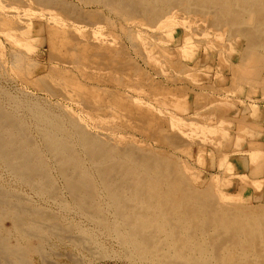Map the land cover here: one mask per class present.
<instances>
[{"label":"bare ground","instance_id":"obj_1","mask_svg":"<svg viewBox=\"0 0 264 264\" xmlns=\"http://www.w3.org/2000/svg\"><path fill=\"white\" fill-rule=\"evenodd\" d=\"M103 11H107V15L112 12L118 21L128 24L127 27L118 25L119 32L142 64L151 67L155 74L164 73L163 68L169 65L177 72V77H172L175 80L170 78V81L182 82L178 85L168 80L169 86L160 84L159 80L152 81L146 70L130 57L126 44L114 39L110 29V33L103 30L101 22L107 20L116 31V22ZM34 18L46 20L45 24L39 23L38 31L47 41L50 65L45 73L22 81L25 85H37L44 100L51 103L45 108L34 102L27 110L35 125L36 137L53 160L54 170L51 168L55 174L45 164L25 121L1 105L0 168L38 197L47 195L55 200L69 196L83 218L111 232L126 252L128 261L135 264H264V189H261L263 180L259 179L264 174V151L261 149L264 125H259L254 134L262 141L248 142L247 150L242 144L233 149L230 127L232 122L239 121L244 129L249 125L246 115L238 111L237 117L231 116L235 119L227 116L229 122L224 121L223 125H207L211 113L202 104L204 93L201 90L211 86L204 82L192 87V82L197 80L193 67L199 61L195 59L185 64L184 47L179 44L174 43L169 49L160 48V34H157L174 24L179 25L185 30L184 42L188 37L197 36L207 49H213L223 70L231 75L229 89L263 90L264 0H0V36L11 50L7 53L0 41V72L8 73L16 80L21 81V63L26 66L31 62L25 55L24 32L20 31H24L26 25L29 27ZM57 44L67 49L59 48L60 53L51 51ZM91 57L101 61L95 62L103 67L99 71H107L103 74L104 80L98 76L96 81L104 82L102 87L89 89L87 84L75 79L70 83L75 90L67 89L69 85L63 82L70 79L63 72H71L72 68L74 71L79 64L84 69V62H89ZM126 65L128 69L132 67L134 74L126 75L127 69L122 68ZM87 70H83L84 73ZM90 70L95 75L92 66ZM21 76L24 79V75ZM48 76H60L63 82H60L62 79L47 81ZM188 84L198 89L191 92L195 102L191 114L195 119H207V124L187 118L188 110L173 116L160 108L167 102L165 96L158 98L160 94L167 89L191 88ZM76 85L83 89H77ZM177 101L167 105L181 108ZM239 104L241 109L249 106V117L264 115V110L255 101ZM238 138H234L233 144ZM206 143L216 147L223 143L218 169L222 165L219 162L229 161L227 155L233 157L232 153H237L238 166L250 173L238 175L241 184L237 185L236 192L223 191V186L226 189L232 187L233 180H223L216 174L202 176L201 171L194 173L196 170L189 160L174 152L180 148L183 153L182 146L196 144L203 154L199 146ZM229 163L236 166L235 162ZM34 203L0 180V264H30L26 256L31 252L45 261L41 247H29L27 240H40L42 234L56 235L60 239L59 236L71 231L70 224L62 223L50 209ZM4 221L9 222V227L4 226ZM77 240L74 239L73 245L90 255L96 253L94 248L87 246V239L85 242L84 239L82 242Z\"/></svg>","mask_w":264,"mask_h":264},{"label":"rangeland","instance_id":"obj_2","mask_svg":"<svg viewBox=\"0 0 264 264\" xmlns=\"http://www.w3.org/2000/svg\"><path fill=\"white\" fill-rule=\"evenodd\" d=\"M55 12L59 14V12H57V11H55ZM103 14L107 15V11H105V12L103 11ZM108 15H109L108 18H110L112 22H116L115 25H114V27H116L115 28L116 31L113 30L114 28H112L113 27L112 23H109L110 21L106 22L107 20L105 21L106 24H105L104 21L101 22L102 24L100 23L101 26L103 25L102 26L104 28L103 30L106 31L107 33L111 30L110 32H111V35L113 36L114 39L118 38L117 40L120 43H124V44H126L127 48L128 47L130 48V45H128L129 43L126 41L124 36H122V33L119 32V27L120 26L127 27L128 24H125L124 22L118 21L116 15L113 14L112 12H111V14L109 13ZM41 20L34 18L33 19L34 22L32 21V23H30L29 27H27L28 25H26V28H24L25 30L24 31L23 30L20 31V32H24L25 40L27 41V45L25 47V52L26 51L27 52L25 53V55L31 60V62L29 64H27L28 66L27 65L24 66L25 63L23 62V63H21V66L19 67V73L21 72V75H24V79H22L23 76L20 75L21 81L19 79L16 80L14 77H12V75H10L8 73L6 74V73H1L0 72V74H1V76H0V105L4 109H6L7 111L13 113L15 116L17 115L16 117L19 118L20 120H22L23 122L25 121L24 123L26 125H28V128H29V131L31 133V136L34 138V141H35L36 145L38 146L37 148L40 150V152L42 154V157H43V160H44L45 164L46 165L48 164L47 165L48 169L52 171V168L54 170V164L52 163L53 160H52L50 154L45 150L44 145L41 142V140L36 137L35 128H34L35 125L33 124L32 120H31V118L29 116V112L27 110L28 107L31 105V103H34V102H38L41 106H44L45 108H48V105L50 106L51 103H49L50 101H48V100H44L45 98L43 96V93L42 92L39 93V91L37 90L39 88H37L38 86L36 84H35L36 86H34V85H30L29 86V85H25L26 83L24 84V81H22V80H31L35 76H39V75L43 74V72L45 73L46 70H47L46 68H48V66L50 65V60H49V57H48L49 56V53H48L49 49H48L47 44H45L47 41H46V39H44V37H40L41 34L38 31V29H39L38 26H40L39 23L45 24V22H46L45 18H43ZM118 23H120V24H118ZM110 24H111V26H110ZM118 25H120V26L118 27ZM177 26H176V24H174V26H172L173 28L171 27L172 29L171 28H168V29L166 28L165 30L157 33L158 35L160 34L159 38H158L159 42L160 41L162 42V44H161V42L158 43V44L161 45V46L159 45V47L163 48V49L164 48L165 49H169V48H171V46L174 43L179 44L180 47L181 46L184 47L183 48V52H184L185 55H183L184 59H183V57H182V59H183V62L185 61L184 62L185 64L186 63L187 64L192 63L195 59H197V61H199L197 66L193 67V68H196L194 70V72H195V78H197V80H195L196 81L195 82L192 79H190V80L188 79V81H190V82L193 81L192 82L193 86L190 85V84H188V86L194 87V84H196V83H204V82L209 83V85L211 86L210 89L209 88L205 89V90L202 89L201 92L204 93V98L202 100V104L207 107V109L210 111L211 115L208 117L209 121L207 119L205 120L204 118L201 119L202 120L201 121L199 118L195 119L193 117V115L191 114V112H192L191 106L195 105V102H194V99H192V97H191L192 94H193L191 92H194L195 90L198 91V89H193L192 87L191 88L188 87V88H185V89H167V92H164V93L160 94V96L157 94V96H159L158 97L159 99H161V98H163L165 96V100H167L165 105H167V103H171L172 101H173V103H176V101L178 100L177 103L181 104V106H182L181 108L177 107L178 109L177 108L174 109V108H172V107H170L168 105L167 106L160 105L161 110L162 111H168L169 114H171L173 116H179L183 110H188V114L189 115L187 114L186 117L189 118L190 120H194V121H196L199 124H207V121H208L207 125H214V126H216V124L217 125L218 124L219 125L220 124L223 125V122L224 121L226 122L228 120V118L235 119L234 117L232 118L231 116L234 114V116L237 117L236 113H238V111L239 112L242 111L244 113V115H246V120L248 121L250 126L248 125L249 127L245 126L244 129L243 128L241 129L242 126L239 124V121L237 123L236 122H232V125L230 127V132L232 134L231 135V137H232L231 138L232 139V143L231 144H232L233 149L235 147L239 146L240 144H242L243 149L247 150L248 142H252V141L253 142L257 141L258 142V140L262 141V138H260L258 136L254 137V134L258 130L257 128H258L259 125L260 126L264 125V115L261 114V115L257 116V114H255L256 116L253 115L252 117H249V106L246 107L245 109L244 108L241 109L242 105L239 104V103L242 102V101H244L246 103H251L252 101H255V102H257V104H259L261 109L264 110V100H260V99H264V89L263 90L262 89H246V87H243L244 89H241V90L240 89H229V88H231V87H229L230 86V82H231V80H230L231 75L226 70H223V65H221V63L219 64V62L217 61V58H216V55H215V52L213 51V49H207L201 42H199L197 36H194L195 38L191 37L192 40L188 37L187 38L188 42L187 41H186L187 43L184 42L183 41V38H184L183 37L184 36L183 32L185 30H184V28L180 27L179 25H177ZM23 27H24V25H23ZM147 31L148 30L145 29V32H147ZM164 31L165 32L168 31V32L165 33ZM162 32H164V33H162ZM117 34H118L119 37H116ZM1 37L2 36H0V41L3 43L4 48L7 51V53L10 54V51H11L10 50V46H8L6 41H4V38L2 37L3 38L2 39ZM176 37H178V38L176 39ZM183 42L185 43L184 45H182ZM148 44H150V43L148 42ZM196 44H198V45H196ZM59 45L60 44H57L56 47H55L56 49L52 48L51 51L58 52L59 50H63V48H65V47H62L61 45L60 46ZM129 48H128L127 51L131 55L130 57H132L135 61H137V63L140 65V67L144 71L146 70L145 72H147L148 75L152 77L151 78L152 81L155 82L156 80L157 81L159 80L158 82L160 84L163 82L164 85L166 84V85H169V86H170L171 83H173V84L177 83L179 85V83L182 82L181 80L180 81L179 80L178 81H170V78H172V77L176 78L177 77L176 76L177 72L173 71L170 68L169 65H167V66L165 65V67L163 68V72L165 74L164 73H158V74L156 73L157 74L156 75L154 72H152L153 69L151 67H148V66L142 64L141 61H140L141 59H139V56H137L135 54L136 55V57H135V55L133 54L132 50L131 49L129 50ZM196 48H198V49H196ZM65 49H67V47ZM100 50H103V49H100ZM205 52H207L206 53L207 56L205 55ZM221 52L225 53V50L224 51L222 50ZM59 53H60V51H59ZM91 59L93 61V65H91L92 64ZM98 61H99L98 59H96V61H95L94 57L93 58L91 57L89 62L88 61L84 62V64L86 63L85 64L86 67H84V69L82 67H80L81 64H79V67L74 68V71H73V68L71 66H69L70 67L69 68L70 71H71V68H72V71H71L72 75H71V72H69V71L68 72H63V73L66 74V76L68 75L67 78H69L71 80V81L67 80L69 82H67L65 80L63 82V79L60 76L57 77V78H55V76H51V77H54L55 79H53V78L51 79V77L48 76L47 77V81L49 80V81L53 82V80H55V81L58 82V81H60L62 79L60 82L66 83V86L69 85V86H67V89H69V90H75L74 89L75 87L73 85L70 86V83L71 82H75V79L78 82L80 81L81 83L83 82V84H87L86 86L89 87V89H95V87H100L101 88L104 82L102 84H100L101 82H99V81L96 82V81L98 80V76L102 77V79L104 80L105 76L103 74H105L107 71H104V73H103V71H99V69H101L103 67H101V66L99 67L95 63V62H98ZM234 61H236V59ZM87 62H88V65H87ZM99 62H101V61H99ZM84 64H83V66H84ZM100 65H101V63H100ZM91 66H92V71L94 70V73H95L96 77H94L95 75L92 74L93 72H91V70H90ZM221 66H222V68H221ZM124 67H127V68H124ZM79 68H80V71H78ZM85 68L86 69L88 68L89 71L87 70L86 72H89V74L86 73V72L84 73V71L86 70ZM94 68H98V70L94 69ZM122 68L124 70L127 69L126 70V75L131 74V73L134 74V71L132 70V67L130 68L131 70L128 69L129 66H127V65L126 66H122ZM149 68H151V69H149ZM95 70H97L98 74L96 73ZM131 71H133V72H131ZM77 72H78V74H80V72H81V75H79L80 77L77 76L78 75ZM174 73H175V75H174ZM87 74L89 75L88 76L89 78L87 77ZM110 74H112V73H110ZM110 74L108 72L109 76H111ZM101 75H103V76H101ZM7 76H8V79H7ZM167 76H169L168 77L169 79H167ZM163 77H164V79H163ZM58 78H60V79H58ZM174 78H172V79H174ZM188 78H192V77H188ZM88 81H90V82H88ZM108 82L110 83V81H108ZM165 82H167V83H165ZM92 84H94V85H92ZM105 84H108V83H105ZM185 84H182V86H185ZM1 86H2L3 89L1 88ZM31 86H33V87H31ZM91 86H93L94 88H92ZM34 87H36V88H34ZM76 87H78L77 89H83L82 87H80V85H76ZM225 88H227V89H225ZM21 89L22 90L24 89V90L22 91ZM232 90H234V91H232ZM4 91H6V92H4ZM169 94H170L171 97L169 96ZM33 95H34V97H33ZM8 96H9L10 99L7 98ZM12 97H13V100L11 101ZM215 97H217V98H215ZM223 98H225V99L227 98V99L225 100ZM209 99H211V100L215 99L216 101L215 100L214 101H211V100L209 101ZM219 99H220V101H219ZM2 100H3L4 103L2 102ZM223 100H224V102H223ZM227 100H229V101L227 103H225ZM197 106H202V105H197ZM218 106H220V109H218L219 108ZM226 109H228V111H226ZM52 110L54 111L55 108H52ZM178 111L180 113H178ZM55 112H56V110H55ZM227 112H229V113H227ZM82 115H86V114L84 112H82ZM227 116H230V117L227 118ZM224 117L227 118V119H224ZM220 118H221V120H220ZM227 122H229V121H227ZM228 126H229V124H228ZM236 126H238V127H236ZM66 127H67L68 130L70 129L68 122L66 123ZM251 127H253V129ZM259 132L262 133V131H259ZM238 137L240 138V141H239ZM250 137H252V139ZM234 138H236V139L238 138V142L235 141L236 143L233 144ZM38 140H39V142H38ZM73 142H75V141L73 140ZM199 148H201V150L203 151L204 156H201L203 154H202L201 151H198V147H197L196 144H186L185 147L182 146V148H181L182 152H183V150H185L183 153H181L180 148L176 149L174 152H176V153L178 152L177 155L183 157V159L189 160L190 166L194 167V171L196 170L194 173H196L198 171H201L202 172V176H208L209 177L211 174H216V175H218L217 177H219V178H221L223 180L224 179L233 180L232 187H230V188L228 187L229 189L228 188L226 189L223 186V191L226 192V193H227V191L230 192V193L236 192L238 187H239L237 185L241 184V181L239 179L240 176H238V175L241 174V172H244V173H242V175H249L250 174L247 171V169H242V168H240L238 166L239 162L236 159L237 153H232L233 157H231L230 155H227V157L230 158V159H228L229 161L227 163L222 162V161L219 162V164L220 165L222 164V165H221V168L218 169L217 162L220 161V159L218 160V156H219V153L223 154V151H224L223 150V143H222V146H220V147H216L214 144H207L206 143L205 146H201L200 145ZM261 149L264 151V145L261 146ZM177 150H179V151H177ZM186 150H188V151H186ZM225 151H226L225 153H228V151L226 149H225ZM212 153H213V155H212ZM188 154H190L192 157L190 156V158H189ZM245 154L248 155L249 153L248 154L245 153ZM198 159H202V161L201 160L198 161ZM230 161L231 162H235L236 166L233 165V163L232 164L229 163ZM224 166H226V167H224ZM225 169H227V170H225ZM224 171H225V173H224ZM227 172H229V173H227ZM52 174L54 175L55 172L52 171ZM259 179L263 180L261 189H264V174H262ZM0 180L7 187H10L11 190L15 191L16 193H18V194H20V195H22L24 197L26 196L33 203L35 202L34 205L39 206L41 208H45V209L48 208L47 209L48 211L51 210L50 212H52L54 215H56L57 218H59L62 223H63V221L64 222L66 221V223L70 224L71 231H69V233L64 235L66 238L64 236H62L63 238L61 236H59L60 237V239H59L58 236H56V235L55 236H53V235L51 236V235L42 234L41 235L42 238L40 240L39 239H35V238L28 239L26 244L29 247H34V246H38L39 245V247H41L40 248L41 251H43V253H45V255H44L45 261H43V259H41L40 256L37 255L36 253L31 252L32 254L31 253L27 254L26 258L29 260L30 264H44L46 261H49V262L48 263L46 262L45 264H132L133 263L132 261H128L129 259L126 258L127 257L126 256V252L124 250H122V248L118 245L117 241L114 239L113 234L111 232H109L108 230H105L106 228L104 226L99 225V224L96 225L97 224L96 222L83 218V216L78 212L79 210H77V208L73 205V203L70 200L69 196L67 197V195H63V196H61V199H59V198L57 199L56 198L55 200L49 199L47 197V195H44L43 197H38L37 195H34L35 193L30 191L29 189H27L25 187H22L21 185L16 183L15 180L10 178L1 168H0ZM19 189H20V191H19ZM64 202H66V203H64ZM67 206H69V207H67ZM80 216H82V217H80ZM62 218H65V219L62 220ZM89 222H90V224H89ZM9 225L10 224H9L8 221H4V226L5 227H9ZM83 227H84V229H83ZM78 228H81L82 230L78 229ZM101 230H103V231H101ZM84 232H85V234H84ZM88 235H90V236L88 237ZM73 236H74V238H73ZM70 237H72V238H70ZM75 237L77 239H79L80 241L82 239H84V240H82L83 242H85V240L87 239L86 240L87 246L94 248V252H96V253L90 255V252L87 251L88 252L87 253L85 249L83 250V248H78V246L76 247L75 245H73V243H75V241H74V239H76ZM32 240H34V241H32ZM42 240L44 242H42ZM58 240H59V242H58ZM79 240H77V242H80ZM11 241H9L10 244H12V242H13V241L12 242ZM92 244H94V245H92ZM50 247H51V249H50ZM50 250L52 251V253H51ZM47 254L48 255L50 254V255L48 256ZM49 257H51V258L48 259ZM70 258H71V260H70ZM74 261L76 263H74ZM133 264H135V263H133Z\"/></svg>","mask_w":264,"mask_h":264}]
</instances>
